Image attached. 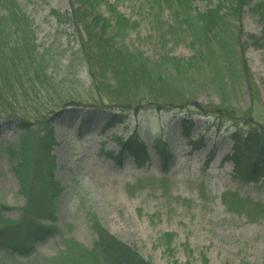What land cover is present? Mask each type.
Listing matches in <instances>:
<instances>
[{
	"label": "rangeland",
	"instance_id": "374dc122",
	"mask_svg": "<svg viewBox=\"0 0 264 264\" xmlns=\"http://www.w3.org/2000/svg\"><path fill=\"white\" fill-rule=\"evenodd\" d=\"M16 1L34 24L36 45L50 63V74L68 96L52 104L41 96L29 97L17 104L16 116L0 119L3 219L20 221L26 206L14 168L26 135L22 127L41 130L39 114L43 116L38 120L47 121L55 135L54 181L62 188L53 218L44 217L43 212L29 216L57 231L25 256L10 255L0 246V264H106L104 256L94 250L97 236L89 213L96 214L111 235L150 264H264V176L259 183H245L237 177L234 164L227 162L234 153L233 122L220 119L219 113L198 115L197 108L232 107L253 113L257 121L264 119V26L251 7L244 6L237 13L233 7L223 11V29L213 36L218 41L210 37L195 43L193 31L164 5L158 13L153 0L102 3L98 13L112 26H117V13L130 24L116 35L114 48L134 56L139 67L146 64L156 85L154 95L167 104L163 109L152 106L146 90L130 103L122 96L120 101L129 104L124 120L105 130L115 106L99 101L93 86L96 79L106 92L109 80L114 91L116 80L110 72L98 77L99 67L83 62L80 41L87 39L83 28L61 24L53 14L70 13L69 2ZM223 1L195 0L192 16ZM24 111L29 114L25 124L19 116ZM186 120L193 125L189 139L182 126ZM240 127L244 131L241 147H260L248 139L263 135L264 129ZM131 135L148 152L149 161L142 165L116 142ZM163 144L171 150L170 160L156 153V147ZM107 153L121 155V164ZM227 195L242 204L230 210Z\"/></svg>",
	"mask_w": 264,
	"mask_h": 264
},
{
	"label": "trees",
	"instance_id": "16d2710c",
	"mask_svg": "<svg viewBox=\"0 0 264 264\" xmlns=\"http://www.w3.org/2000/svg\"><path fill=\"white\" fill-rule=\"evenodd\" d=\"M67 1L71 6L70 13L61 14L53 11V14L61 24L69 25L76 30L83 28L87 38L80 41L83 62L91 68L99 67L98 77L110 72L116 80L114 91L109 86V80H106V92L102 90V86L100 89L102 84L96 79L93 86L100 98L99 101L102 103L107 101L115 106V112L112 113L105 130L114 129L118 124H122L124 120L122 116L129 106L120 101L122 96H125L124 100L130 103L132 98L144 94L146 90L150 93L148 95L150 104L163 109L167 104L162 102V98L154 95L156 85H153L154 81L149 75L150 70L146 69V64L142 63L139 67L133 60L134 56L132 58L127 51H117L114 48L116 35L129 27L128 21L117 13V26H112L108 19L100 15L98 9L107 0ZM153 1L157 3L158 13L164 5L182 26L190 30V33L193 31L195 43L220 35L224 19L222 13L232 7L236 13L244 6L251 7L252 13L258 16L264 26V1L253 3L254 0H224L214 8L203 13L198 12L196 18L192 16L193 12H196L193 7L195 0ZM225 4L228 5V9L225 8ZM214 39L218 41L219 37ZM200 56L202 55L199 54ZM124 57L128 59V63L124 62ZM50 68L49 61L45 60L44 55L40 54L37 48L33 22L22 11L16 0H0V119L5 116H16L17 104L21 100L27 101L29 97L34 99L41 96L47 98L51 104L64 101L68 95L65 94L62 86L56 83L57 77L50 74ZM37 90L40 92H36ZM197 108L200 110L198 115L205 112L214 115L219 113L222 115L220 119L233 122L236 128L233 138L234 153L227 157V162L234 164V171L242 182L259 183L264 176V134L248 139L251 143H258L260 147L243 149L241 144L244 142V131L240 125H257L264 129V119L257 121L253 113L242 112L232 107L222 109L197 106ZM27 114L24 111L19 115L23 124H25L24 119L29 118ZM41 115L36 117L37 122L43 125L38 132H33L23 125L26 135L18 155L20 162L14 168L21 185L20 191L26 199V206L21 210V219L12 223L3 219L0 211V246L7 249L10 255H28L34 250L36 243L57 231L56 227L44 226L29 220V216L39 212H43V216L47 218H53L54 202L62 191L60 183L54 181L56 158L51 152L56 143L55 135L47 121L38 120ZM182 126L189 139L188 132L193 127L192 120L184 121ZM116 142L122 150L128 151L136 164L142 165L149 161L146 147L137 136L131 135L128 139L121 136ZM156 153L164 159L172 158L171 150L166 144L157 146ZM106 156L121 164V155L107 153ZM225 202L230 210H236L237 206L242 204V201L233 195L225 196ZM89 220L97 236L94 250L104 256L102 259L106 264H150L133 247L111 235L102 226L96 214L89 213Z\"/></svg>",
	"mask_w": 264,
	"mask_h": 264
}]
</instances>
